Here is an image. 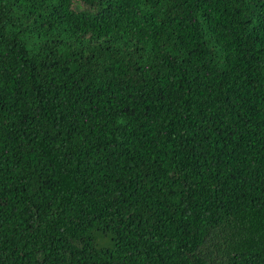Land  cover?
I'll return each mask as SVG.
<instances>
[{
	"label": "trees",
	"instance_id": "trees-1",
	"mask_svg": "<svg viewBox=\"0 0 264 264\" xmlns=\"http://www.w3.org/2000/svg\"><path fill=\"white\" fill-rule=\"evenodd\" d=\"M0 264H264V0H0Z\"/></svg>",
	"mask_w": 264,
	"mask_h": 264
}]
</instances>
